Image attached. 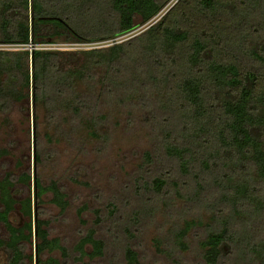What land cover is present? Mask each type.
Segmentation results:
<instances>
[{"label": "trees", "instance_id": "16d2710c", "mask_svg": "<svg viewBox=\"0 0 264 264\" xmlns=\"http://www.w3.org/2000/svg\"><path fill=\"white\" fill-rule=\"evenodd\" d=\"M136 18L142 31L82 52L87 61L79 67L63 66L73 62L77 52L36 47L53 39L89 45L117 40L134 30ZM0 45L20 48L0 51L1 110L11 101L28 98L31 90L34 106L46 107L47 119L58 130L59 112H69L72 124L88 110L87 99L76 93L75 84L87 81L92 67L104 69L100 82L110 86H119L120 77L132 67L130 84L139 85L144 101L147 84L163 96L159 107L172 116L176 133L184 140L175 144L164 131V154L177 161L179 173L192 175L198 188L201 175L193 174V169L197 166L202 176L210 174L235 215L241 205L264 209V187H256L264 186V0H0ZM29 45L35 48L21 50ZM34 160L40 162L37 150ZM30 181L28 173L19 175L16 183L11 174L0 180V223L7 233L0 248L8 251L7 264H25L23 248L34 237L36 264H61L51 257L42 260L45 251L59 250L65 257L66 249L57 239H48L39 206L46 193L61 212L68 203L55 182L43 185L37 176L32 179L33 199L16 200V184L30 188ZM166 185L156 178L149 190L160 194ZM171 185L176 190L177 185ZM16 205L26 219L20 227L9 221ZM114 210L110 206V216ZM229 223L222 220V227L201 243L206 264H218L234 241ZM191 225L185 223L177 232V241ZM179 246L186 247L182 242ZM76 250L80 258L93 259L103 255L104 243L90 229ZM124 262L139 264L129 247Z\"/></svg>", "mask_w": 264, "mask_h": 264}, {"label": "rangeland", "instance_id": "374dc122", "mask_svg": "<svg viewBox=\"0 0 264 264\" xmlns=\"http://www.w3.org/2000/svg\"><path fill=\"white\" fill-rule=\"evenodd\" d=\"M134 23L130 34L105 43L68 44L53 39L49 45L36 47L77 52L74 61H65L63 66L79 67L87 61L82 52L125 41L142 31L144 26L139 25L138 18ZM34 48L29 45L21 50ZM16 49L20 48L0 45V51ZM91 70L87 81L75 84L76 93L87 99L89 108L72 124L68 122L72 115L61 111L57 114L60 127L56 130L55 123L47 119V108L34 106L31 90L28 98L11 101L7 108L0 109V180L6 174H11L15 183L22 173L31 176L30 188L19 184L14 187L13 196L18 201L33 199L34 176L43 185L53 181L68 203L61 212L50 202L51 193L42 196L39 219L47 222L48 239H57L66 249L65 257L59 250L45 251L42 260L51 257L61 264H125L124 250L129 247L139 264H206L201 243L211 231L222 227V220H227L235 234L234 241L225 247L218 264H261L264 209L241 205L239 215H235L222 201L210 174L202 176L197 166L193 169V174L201 175L198 188L192 175L179 173L177 161L164 154V131L170 133L168 140L175 144H183L184 140L176 133L172 116L159 107L163 96L147 84L148 98L144 101L139 85L130 84L132 67L125 78H117L119 86L101 84L103 68ZM129 86L131 90H127ZM36 150L40 156L38 164L34 160ZM156 178L167 182L160 194L149 190ZM172 182L177 185L176 190ZM110 206L115 208L112 216ZM18 208L16 205L9 215L15 227L26 221ZM190 222L191 228L177 241V232ZM90 229L95 231V238L103 241V255L80 258L76 246ZM6 238L0 223V239ZM179 242L186 247L180 248ZM34 243L32 237V244L23 248L25 264H36ZM84 248L91 251L90 245ZM8 258V251L0 248V264H7Z\"/></svg>", "mask_w": 264, "mask_h": 264}]
</instances>
